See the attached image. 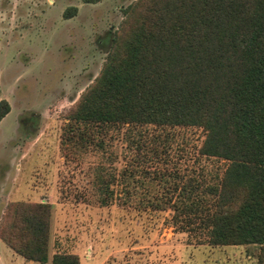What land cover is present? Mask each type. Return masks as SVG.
<instances>
[{"label":"trees","instance_id":"trees-1","mask_svg":"<svg viewBox=\"0 0 264 264\" xmlns=\"http://www.w3.org/2000/svg\"><path fill=\"white\" fill-rule=\"evenodd\" d=\"M125 10L127 28L115 33L97 76L65 114L60 147L103 150L111 133L144 126L200 128L197 154L226 160L221 176L207 183L174 173L146 204L171 210L176 228L207 245L258 246L255 261L264 264V0H136ZM75 13L67 6L61 17ZM8 110L1 99L0 120ZM131 175L124 167L117 178ZM117 178L95 185L101 202H125L110 188ZM49 210L48 202L7 203L0 240L24 261L44 264ZM50 264L79 260L56 251Z\"/></svg>","mask_w":264,"mask_h":264},{"label":"rangeland","instance_id":"rangeland-1","mask_svg":"<svg viewBox=\"0 0 264 264\" xmlns=\"http://www.w3.org/2000/svg\"><path fill=\"white\" fill-rule=\"evenodd\" d=\"M135 1L0 0V100L9 105L0 120V218L9 202L50 204L44 264L56 251L76 254L79 264H256L258 246L207 245L176 228L171 210L146 204L174 173L207 183L221 176L226 160L197 154L200 128L144 126L111 133L103 150L60 147L65 114L127 28L124 9ZM67 6L76 13L63 19ZM124 167L132 175L119 181ZM113 173L121 204L101 202L94 189ZM0 264L35 263L0 242Z\"/></svg>","mask_w":264,"mask_h":264},{"label":"crops","instance_id":"crops-1","mask_svg":"<svg viewBox=\"0 0 264 264\" xmlns=\"http://www.w3.org/2000/svg\"><path fill=\"white\" fill-rule=\"evenodd\" d=\"M40 201V200H39ZM0 242L3 244V245H5L1 240H0ZM6 246V245H5ZM7 247V246H6ZM8 248V247H7ZM9 249V248H8ZM10 250V249H9ZM11 251V250H10ZM12 252V251H11ZM14 253V252H13ZM15 254V253H14ZM17 255V254H16ZM20 257V256H19ZM27 262H32V261H27ZM32 263H35V262H32ZM36 264V263H35ZM38 264V263H37Z\"/></svg>","mask_w":264,"mask_h":264}]
</instances>
